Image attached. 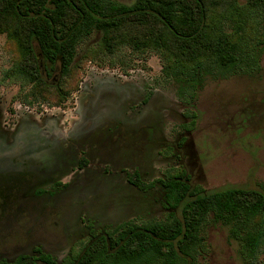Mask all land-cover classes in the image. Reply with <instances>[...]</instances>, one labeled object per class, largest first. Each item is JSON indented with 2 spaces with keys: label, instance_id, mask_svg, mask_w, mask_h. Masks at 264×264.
<instances>
[{
  "label": "rangeland",
  "instance_id": "obj_1",
  "mask_svg": "<svg viewBox=\"0 0 264 264\" xmlns=\"http://www.w3.org/2000/svg\"><path fill=\"white\" fill-rule=\"evenodd\" d=\"M89 51L97 62L84 59ZM19 57L1 35L0 261L35 248L62 260L92 232L165 218L164 189L138 190L135 173L151 183L186 171L207 192L264 184V54L254 75H207L186 105V84L163 74L165 56L129 47L112 56L95 34L79 48L65 108L24 105L20 85L3 82ZM208 242L204 264H243L224 227H210Z\"/></svg>",
  "mask_w": 264,
  "mask_h": 264
},
{
  "label": "trees",
  "instance_id": "obj_2",
  "mask_svg": "<svg viewBox=\"0 0 264 264\" xmlns=\"http://www.w3.org/2000/svg\"><path fill=\"white\" fill-rule=\"evenodd\" d=\"M3 34L16 44L20 57L4 70L2 80L18 83L19 99L24 95L22 103L29 107L49 100L53 107H66L79 48L95 34L112 56L121 47L165 56L164 76L186 84L179 96L192 105L207 75L251 76L261 70L264 0H135L130 5L117 0H0ZM92 54L84 59L97 62ZM191 118L184 126L188 131L196 127V113ZM189 182L186 171L151 183L135 173L129 183L138 190L164 189L165 218L92 232L61 261L37 250L34 258L22 255L0 264H204L210 253L208 229L218 225L227 229L243 264H264V184L207 192Z\"/></svg>",
  "mask_w": 264,
  "mask_h": 264
},
{
  "label": "flooded vegetation",
  "instance_id": "obj_3",
  "mask_svg": "<svg viewBox=\"0 0 264 264\" xmlns=\"http://www.w3.org/2000/svg\"><path fill=\"white\" fill-rule=\"evenodd\" d=\"M85 163H86V162H85ZM43 173H44V172H43ZM58 183H59V181H58ZM128 183H129V177H128ZM129 184H130V183H129ZM59 185H60V184H58V186H59ZM131 185H132V184H131ZM91 237H92V236H91ZM75 245H76V244H75ZM75 245H74V246H75ZM74 246H73V247H74ZM73 247H72V248H73ZM72 248H71V249H72ZM37 250H41L42 252H45V251H43V250L40 249V248H35V249H34V254H35V255L32 256L31 258H34V257L37 255ZM70 251H71V250H70ZM45 253H47V252H45ZM69 253H70V252H69ZM69 253H68V254H69ZM47 254H50V253H47ZM50 255H52V254H50ZM52 256H53V255H52ZM66 256H67V255H66ZM66 256H65V257H66ZM54 257H55V256H54ZM65 257H64V258H65ZM17 258H18V257H17ZM55 258H56V257H55ZM64 258H63V259H64ZM63 259H62V260H63ZM2 260H3V259H2ZM58 260H59V259H58ZM7 261H8V260H7ZM59 261H61V260H59ZM9 262H11V261H9Z\"/></svg>",
  "mask_w": 264,
  "mask_h": 264
}]
</instances>
